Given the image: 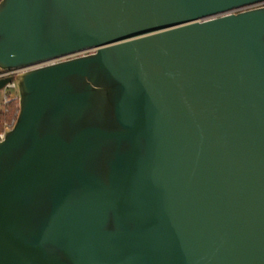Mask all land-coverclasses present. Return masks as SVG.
<instances>
[{
	"label": "water",
	"instance_id": "95a60500",
	"mask_svg": "<svg viewBox=\"0 0 264 264\" xmlns=\"http://www.w3.org/2000/svg\"><path fill=\"white\" fill-rule=\"evenodd\" d=\"M27 66L0 264H264V0H0Z\"/></svg>",
	"mask_w": 264,
	"mask_h": 264
},
{
	"label": "built area",
	"instance_id": "2783aa9c",
	"mask_svg": "<svg viewBox=\"0 0 264 264\" xmlns=\"http://www.w3.org/2000/svg\"><path fill=\"white\" fill-rule=\"evenodd\" d=\"M247 8H249V7L239 9L238 11L243 10V9H247ZM80 54H85V52H82ZM80 54H78V55H80ZM73 56H75V55H73ZM66 58H68V57H66ZM39 65H42V64H39ZM39 65H36V66H39ZM34 67L35 66H27V67H18V68H11V69H3L0 67V79L10 78V81L3 88H17L18 85H17V81H16V76L18 74H20L21 72H24V71L29 70V69L34 68ZM14 99H19V94H16L15 96H9L8 94L5 93L4 99L2 101H0V111L5 110L8 103ZM8 127H10V126H6L3 130V132L0 133V138L4 137V131Z\"/></svg>",
	"mask_w": 264,
	"mask_h": 264
},
{
	"label": "trees",
	"instance_id": "16d2710c",
	"mask_svg": "<svg viewBox=\"0 0 264 264\" xmlns=\"http://www.w3.org/2000/svg\"><path fill=\"white\" fill-rule=\"evenodd\" d=\"M19 114V99H14L8 103L5 110L0 111V133L6 126L12 127Z\"/></svg>",
	"mask_w": 264,
	"mask_h": 264
},
{
	"label": "rangeland",
	"instance_id": "374dc122",
	"mask_svg": "<svg viewBox=\"0 0 264 264\" xmlns=\"http://www.w3.org/2000/svg\"><path fill=\"white\" fill-rule=\"evenodd\" d=\"M88 53V52H85ZM73 57V56H70ZM68 57V58H70ZM5 93L9 96H15L16 94H19L18 87L17 88H2L0 89V101H2L5 97Z\"/></svg>",
	"mask_w": 264,
	"mask_h": 264
}]
</instances>
